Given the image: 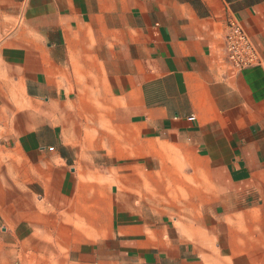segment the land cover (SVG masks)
<instances>
[{"label":"crops","instance_id":"1","mask_svg":"<svg viewBox=\"0 0 264 264\" xmlns=\"http://www.w3.org/2000/svg\"><path fill=\"white\" fill-rule=\"evenodd\" d=\"M0 262L264 264V0H0Z\"/></svg>","mask_w":264,"mask_h":264},{"label":"built area","instance_id":"2","mask_svg":"<svg viewBox=\"0 0 264 264\" xmlns=\"http://www.w3.org/2000/svg\"><path fill=\"white\" fill-rule=\"evenodd\" d=\"M223 47L226 58L233 69L259 62L256 47L243 25L236 18H229L227 21Z\"/></svg>","mask_w":264,"mask_h":264}]
</instances>
